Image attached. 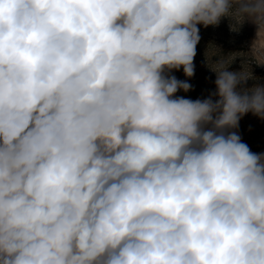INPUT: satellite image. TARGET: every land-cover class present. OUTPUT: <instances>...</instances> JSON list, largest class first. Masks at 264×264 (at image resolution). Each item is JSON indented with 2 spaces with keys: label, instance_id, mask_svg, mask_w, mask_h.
<instances>
[{
  "label": "clouds",
  "instance_id": "clouds-1",
  "mask_svg": "<svg viewBox=\"0 0 264 264\" xmlns=\"http://www.w3.org/2000/svg\"><path fill=\"white\" fill-rule=\"evenodd\" d=\"M224 20L249 49L177 95ZM252 65L264 0H0V264H264Z\"/></svg>",
  "mask_w": 264,
  "mask_h": 264
},
{
  "label": "rangeland",
  "instance_id": "rangeland-1",
  "mask_svg": "<svg viewBox=\"0 0 264 264\" xmlns=\"http://www.w3.org/2000/svg\"><path fill=\"white\" fill-rule=\"evenodd\" d=\"M254 35L255 28L251 24H245L239 34L230 32L227 20L222 21L217 28L201 27L202 39L197 46L195 76L188 81L193 85V90L188 93L181 91L177 95L195 100L206 98L210 92L215 91V74L205 66V59L209 67H215L217 62L229 60L234 54L232 52L247 51ZM240 66V60L237 59L231 68L239 70ZM252 70L256 76L262 78L260 82L264 83V67L252 65ZM173 74L180 80L187 79L182 69ZM251 83L252 81H249V85ZM239 132L243 142L247 143L252 151L264 152V121L248 114L241 120Z\"/></svg>",
  "mask_w": 264,
  "mask_h": 264
}]
</instances>
